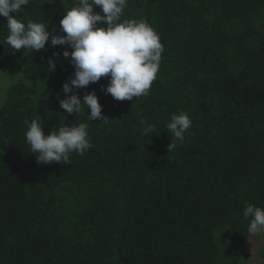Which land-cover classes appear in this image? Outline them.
Returning a JSON list of instances; mask_svg holds the SVG:
<instances>
[{"label":"trees","instance_id":"obj_1","mask_svg":"<svg viewBox=\"0 0 264 264\" xmlns=\"http://www.w3.org/2000/svg\"><path fill=\"white\" fill-rule=\"evenodd\" d=\"M78 4L29 0L16 19L53 31ZM133 19L159 35V71L131 101L101 90L110 76L80 89L81 100L96 92L106 122L60 107L70 48L50 37L24 58V82L0 107V264H243L244 209L264 208V0H127L119 22ZM181 111L192 120L183 142L166 127ZM37 118L45 135L87 123L92 148L37 163L25 136ZM142 120L155 132L142 135Z\"/></svg>","mask_w":264,"mask_h":264},{"label":"clouds","instance_id":"obj_2","mask_svg":"<svg viewBox=\"0 0 264 264\" xmlns=\"http://www.w3.org/2000/svg\"><path fill=\"white\" fill-rule=\"evenodd\" d=\"M29 0H0V16L7 18L8 35L0 46L6 43L10 50L21 49L38 52L50 43L52 47L65 46L71 51H63V57L70 59L74 67V78H69L62 85L65 98L60 100V107L68 115L84 114L91 121L108 119L103 115V107L95 91L79 96L80 89H86L97 83L102 77H109L107 87H102L106 95L118 101H131L148 94L156 79L162 59L163 45L155 30L143 20H121L127 7V0H79L78 6L72 7L63 15L56 30L49 31L44 23L31 20L25 24L16 19V14ZM99 6L103 15L94 12ZM15 13V16L11 15ZM105 24L106 27H101ZM60 33L53 35V33ZM66 34V35H64ZM25 52V53H26ZM54 53V56H59ZM51 72L56 69L53 59H48ZM0 85V100H2ZM90 110V114H89ZM27 124L26 141L39 164L49 165L53 162L68 164L70 154L83 155L92 148L88 138V124L58 127L45 135L41 118L33 119ZM141 134L144 136L155 132V125L141 121ZM192 125L188 114H172L167 129L175 141L183 142L185 133ZM171 140V139H170ZM175 147L171 140L168 151ZM244 218L250 219L247 232L250 236L264 233V208L247 205Z\"/></svg>","mask_w":264,"mask_h":264},{"label":"rangeland","instance_id":"obj_3","mask_svg":"<svg viewBox=\"0 0 264 264\" xmlns=\"http://www.w3.org/2000/svg\"><path fill=\"white\" fill-rule=\"evenodd\" d=\"M25 52L26 50L21 49L19 51L7 52L6 54L5 68L0 70V85L3 86L0 107L5 102L9 87L15 83L24 82L22 62L30 50ZM31 85L40 87V83L34 82ZM243 264H264V233L249 237Z\"/></svg>","mask_w":264,"mask_h":264}]
</instances>
